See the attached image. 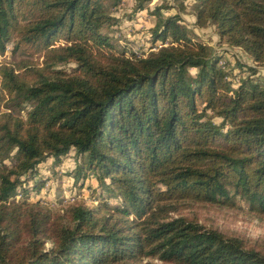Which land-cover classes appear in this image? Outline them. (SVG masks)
Returning a JSON list of instances; mask_svg holds the SVG:
<instances>
[{"label":"trees","instance_id":"obj_1","mask_svg":"<svg viewBox=\"0 0 264 264\" xmlns=\"http://www.w3.org/2000/svg\"><path fill=\"white\" fill-rule=\"evenodd\" d=\"M185 1L152 10L159 48L129 56L109 34L124 0H0V51L23 56L0 59V264H264V237L197 213L239 198L264 221V0H193L195 27L251 64L185 24ZM72 153L98 203L30 200Z\"/></svg>","mask_w":264,"mask_h":264},{"label":"rangeland","instance_id":"obj_2","mask_svg":"<svg viewBox=\"0 0 264 264\" xmlns=\"http://www.w3.org/2000/svg\"><path fill=\"white\" fill-rule=\"evenodd\" d=\"M182 0H153L150 4L149 10H144L132 18L128 15L133 13L136 0H124L123 4L116 9H112V14L119 18L118 24L109 31L110 36L113 38V42L120 51H126L127 55L131 56L134 53L137 56L146 55L150 50H156L157 47L152 45V36L150 29L155 26L157 18L151 11L160 5L179 4ZM186 9L181 11L180 14L184 19L185 24L189 25L192 29L201 35L208 43L213 46L219 47L218 50H225L229 48L227 45L220 43L219 36L215 32L213 27L197 28L195 27V17L193 14V0L185 1ZM177 7L171 9H163L162 12L165 15L175 14ZM161 46V41L157 42ZM14 42L7 44L4 52L0 51V59L5 61H17L23 56L20 52H13ZM152 48V49H151ZM238 56L241 58L244 56ZM242 59V58H241ZM244 61H249L247 58ZM229 62L227 58H224L220 64H226ZM251 64V62H250ZM230 66H233L231 64ZM73 65H61V68L71 69ZM238 72V69H233ZM264 74V68H261ZM195 71V70H194ZM75 154H70L60 166H54L52 159H49L46 163L41 165V173L50 177L46 187L39 192L37 196L36 192L32 191L33 184L30 183L27 187L30 188V200L36 201L41 198L44 204L48 203L50 207L62 208L67 205L69 200H73L75 197L79 200H84L89 206H95L98 202H95L97 195H93L95 189L97 192H101V188L97 186V181L94 177H90L86 180V184L83 188H80L78 184H75L74 178L69 176L66 172H69L71 168L76 166ZM96 192V193H97ZM38 193V192H37ZM95 197H93V196ZM23 190H19L16 200L25 198ZM104 197L107 198L111 205H119V199L109 197L108 193H104ZM236 209L238 213L227 214L220 212L219 210H211L197 212L200 215V220L208 225H214L221 228L228 233H239L245 235L250 239H257L264 237V221L250 220L246 215L248 204L239 198L235 199ZM205 213V214H204Z\"/></svg>","mask_w":264,"mask_h":264},{"label":"crops","instance_id":"obj_3","mask_svg":"<svg viewBox=\"0 0 264 264\" xmlns=\"http://www.w3.org/2000/svg\"><path fill=\"white\" fill-rule=\"evenodd\" d=\"M211 45H212V44H211ZM212 46H213V45H212ZM213 47L216 48V49H220L219 47H216V46H213ZM225 50H226V51H229V53L226 54V57H231V56H232L231 54H236V56L239 57L238 54H239V55L241 54L239 51L234 50V49H231V48H230V50H229V48H226ZM239 59H241V58L239 57ZM241 60H242V59H241ZM248 60H249V59H248ZM246 62H247L248 64H250L251 61L249 60V61H246Z\"/></svg>","mask_w":264,"mask_h":264}]
</instances>
